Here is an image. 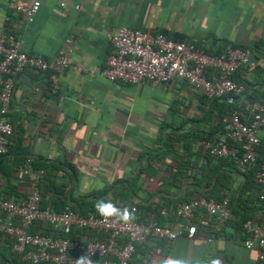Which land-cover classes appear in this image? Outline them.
<instances>
[{
	"label": "crops",
	"instance_id": "0c3cea01",
	"mask_svg": "<svg viewBox=\"0 0 264 264\" xmlns=\"http://www.w3.org/2000/svg\"><path fill=\"white\" fill-rule=\"evenodd\" d=\"M41 1L30 22L15 5L32 0H0V34L14 35L27 53H43L48 59L69 54L70 62L60 74L57 91L49 71L26 68L16 77L9 114L15 130L11 149L2 161L7 174L0 171V197L4 199L22 201L31 193L28 178L18 169L27 157L45 170L43 191L49 204L45 208H57L58 212L67 206L85 212L94 208L98 199L113 200L112 186L126 179L139 178L138 183L144 180L153 185L151 192L157 190L149 171L142 172L152 152L164 147V137L179 126L194 128L196 123L186 119L204 114L203 108L209 104L203 103L202 90H194L177 77L169 83L133 84L103 76L100 70L114 51L108 35L122 25L163 32L214 54L228 45L250 51L259 68H245L236 75V80L247 81L249 94L241 97V103L245 107L264 97V0ZM71 37L72 42L68 41ZM259 134L264 143V127ZM200 145L196 142L194 149ZM242 178L234 175L233 185ZM65 189L68 201L60 194ZM140 194L147 195L144 190ZM153 200L162 203L156 195L148 203ZM233 232L234 228H226L229 238L210 242L200 229L194 238L176 239L173 253L188 252L184 243L190 249L205 244L214 251L213 246L227 249L225 253L234 264H260L257 250L240 246ZM76 236L86 243L89 238H106V233L86 228Z\"/></svg>",
	"mask_w": 264,
	"mask_h": 264
},
{
	"label": "built area",
	"instance_id": "2783aa9c",
	"mask_svg": "<svg viewBox=\"0 0 264 264\" xmlns=\"http://www.w3.org/2000/svg\"><path fill=\"white\" fill-rule=\"evenodd\" d=\"M41 5V0H32L31 3L20 2L15 7L31 22ZM62 6L67 5L62 3ZM108 37L114 51L108 56L100 73L110 81L169 83L177 77L187 81L194 90H202L206 96L227 97L230 104H236L239 95L246 91V86L232 76L245 68L252 69L257 64L250 51L238 46L228 45L221 53L214 54L204 47H196L192 42L171 39L163 32L153 33L127 25L120 26L115 34L110 32ZM68 41L72 42V37ZM69 65V54H60L53 59H48L43 53L30 54L20 49V43L14 35L0 34V156L10 151L15 130L9 114L16 77L26 68L49 71L50 81L54 91H57L60 74ZM262 127L264 97L244 108L234 109L215 138L203 140L201 144L216 157L234 159L246 171L256 166ZM19 170L27 176L32 190L22 201L0 198V233L13 236V249L34 264H74L75 259L84 253H88L98 264H135L132 257L137 243L149 237L172 240L184 233L182 228L174 229L160 224L154 213L150 214L148 222L132 220L124 223L105 220L93 211L80 214L71 206L61 212L43 208L40 185L45 170L35 167L32 157H27ZM257 180L263 187L260 196L264 198V155ZM231 192L229 189L224 191L222 201L214 197H200L176 207L163 206L161 214L179 215L185 220L190 236L197 231V225L193 222L197 211L216 216L220 229L227 220L235 217L228 206ZM44 222L66 234L74 228H93L105 232L107 237L89 238L86 243H81L70 236L30 231L36 223ZM245 228L248 232L245 246L254 248L258 245V258L264 264V228L252 221H247Z\"/></svg>",
	"mask_w": 264,
	"mask_h": 264
},
{
	"label": "trees",
	"instance_id": "16d2710c",
	"mask_svg": "<svg viewBox=\"0 0 264 264\" xmlns=\"http://www.w3.org/2000/svg\"><path fill=\"white\" fill-rule=\"evenodd\" d=\"M254 68L257 69L259 67H257L256 64ZM237 74H239V71L232 76L234 80H236ZM236 81L247 86V81L246 79L244 80V78ZM261 83V86H264V81ZM247 94L249 93L245 91L239 95L236 104H230L227 97H209L203 94V103L209 104V107L203 108L204 114H196L192 118L186 119L189 123H196V128L185 130V126H179L176 131L169 132L164 137V147L156 151V153L152 152L153 156H151L149 160L148 167L142 171L146 174H148L149 171V174L152 175V177H150L151 180H155L158 185V191L151 192L150 187L153 185L151 183H145L144 180L138 183L139 178L126 179L123 180L120 185L116 182L112 186L115 188L112 201L121 206L128 205L130 208L135 207L136 218L134 220L136 221L148 222L150 220V214L154 213L155 218L160 224L171 226L174 229L182 228L184 230L183 235L176 239L180 237L194 238L201 229L206 232V240L216 242L220 238H223V236L229 238L225 231L226 228L232 227L234 228L232 237H238V244L240 246H245L244 241L248 236V232L245 228V223L247 221L256 222L264 228V198L260 196L263 192V187L257 180V172L263 161L264 143L260 141L258 144L259 156L256 166L252 169L243 171L234 159L212 155L209 149L202 145L201 142L203 140H213L217 132L228 122L233 110L244 108L241 103V97ZM253 101L256 100H252L249 103ZM199 126L203 129L198 130L197 128H200ZM196 142H200L201 144L197 150L194 149ZM7 154L0 156V171L5 174H7V172L2 166V161ZM22 164L23 163H21L19 167ZM165 164L167 165L163 166ZM236 174H240L243 178L234 186L233 180ZM25 177L27 178V176ZM45 184H47V182L42 181L40 185V187L42 186L41 207L43 208L49 205L47 204L48 200L45 199L47 193L45 190L43 191V189H45ZM183 189L185 190L184 194L177 197L176 195ZM227 189L232 191L228 206L231 208L235 217L227 220L220 229H218L219 220L216 219V216L205 211H197L193 219V222L197 225V231L193 236H190L185 227V220L179 215L167 216L161 214L163 206H168L169 208L176 207L181 203L191 202L200 197H214L222 201L225 196L224 191ZM141 190L147 193L145 197L140 194ZM65 191L66 189L61 191L60 194L65 195L68 201ZM155 195L162 203L158 202L156 204L154 200L148 203L151 197ZM70 201L72 202L71 199ZM83 202H91V200H83ZM81 204L84 205L85 203ZM72 208L80 214H87L91 211L96 213L94 208L85 212H81L74 207ZM55 210H57V208H55ZM147 211L150 212L147 214ZM80 230L83 229L74 228L71 233L66 234L48 222L36 223L30 228L31 232H41L54 236H70L83 243L77 236L75 237V234ZM176 239L169 240L149 237L137 243L132 262L135 264H163L165 260L172 258L178 261L179 264H211L212 260H219L220 264H234V259L229 258L228 254L225 253L227 249H218L216 246H213L212 248L217 249L214 251L215 249H208V246L205 244H196L193 246V249H190V247L184 243V250L188 249L189 251L180 252L175 256L173 253V242ZM14 240L15 238L13 236L0 233V264H34L25 259L22 253H18L13 249ZM248 249H256L258 254V245ZM196 251L199 252L197 253ZM195 252L196 255H194ZM185 256H187V258ZM259 263L261 264L260 260Z\"/></svg>",
	"mask_w": 264,
	"mask_h": 264
},
{
	"label": "clouds",
	"instance_id": "9594fccd",
	"mask_svg": "<svg viewBox=\"0 0 264 264\" xmlns=\"http://www.w3.org/2000/svg\"><path fill=\"white\" fill-rule=\"evenodd\" d=\"M94 208L96 213L105 220H113V222L127 223L136 218V209L128 205H118L116 202L107 198L98 199ZM74 264H98V261H94L88 253L80 255L75 259ZM163 264H179L178 261L169 258L163 262ZM211 264H220L219 260H212Z\"/></svg>",
	"mask_w": 264,
	"mask_h": 264
}]
</instances>
